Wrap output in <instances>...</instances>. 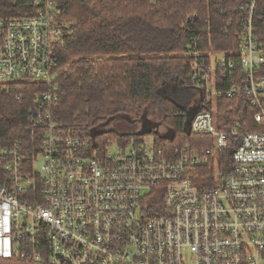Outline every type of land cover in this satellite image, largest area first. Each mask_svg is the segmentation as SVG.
I'll return each mask as SVG.
<instances>
[{
  "label": "built area",
  "instance_id": "built-area-1",
  "mask_svg": "<svg viewBox=\"0 0 264 264\" xmlns=\"http://www.w3.org/2000/svg\"><path fill=\"white\" fill-rule=\"evenodd\" d=\"M254 4L245 7L237 61L200 53L194 42L191 55L209 59L192 65L199 96L213 107L240 98L253 111L251 127L237 119L226 131L217 109L198 111L189 131L212 144L200 149L167 150L152 138L102 146L85 127L61 123L53 112L67 67L56 53L59 8L34 0L32 17L0 19V84L44 88L27 116L32 149L0 148V259L264 264V45L252 31Z\"/></svg>",
  "mask_w": 264,
  "mask_h": 264
},
{
  "label": "trees",
  "instance_id": "trees-1",
  "mask_svg": "<svg viewBox=\"0 0 264 264\" xmlns=\"http://www.w3.org/2000/svg\"><path fill=\"white\" fill-rule=\"evenodd\" d=\"M52 1L60 10L62 46L57 48V60L60 66H68L57 80L53 105L61 123L85 127V133L102 146L110 140L130 142L151 137L167 150L211 148L209 137L189 131L192 118L204 108L217 109L219 130L230 129L237 119L253 125V111L240 98L221 97L213 107L198 95L190 98L186 112L164 91L170 82L197 89L192 65L195 61L208 64L209 59L191 55L194 42L200 53L214 50L237 61L234 54L241 45L249 0ZM36 12L34 0H0V19L32 17ZM62 20L70 23L66 26ZM252 31L264 45V0H255ZM259 74L264 77V66ZM221 86L226 88V82ZM43 90L30 82L0 84V148L20 145L32 149L27 116ZM156 113L161 116L164 132L147 121ZM121 119L131 125L140 122L145 128L137 134L102 129ZM232 149L226 151L228 158ZM5 162L0 158V182L5 178ZM0 264L35 263L11 258L0 259Z\"/></svg>",
  "mask_w": 264,
  "mask_h": 264
},
{
  "label": "rangeland",
  "instance_id": "rangeland-1",
  "mask_svg": "<svg viewBox=\"0 0 264 264\" xmlns=\"http://www.w3.org/2000/svg\"><path fill=\"white\" fill-rule=\"evenodd\" d=\"M63 24H66V26L70 23H67L63 21ZM211 52L212 55L216 56H222V52H215L214 50L209 51ZM68 68V66L66 67ZM168 91H166L167 96L172 99H176L181 108L185 109L186 112H188V107L190 106V98L198 97V92L195 88H180L178 85L175 83L170 82L168 85ZM147 121L150 123H155L158 125L157 130L159 132H164L165 127L161 123V116L156 113V114H151L149 117H147ZM144 124L137 122L135 125H131L128 123V120L126 119H121L117 122L111 121L105 128L103 127L102 129L105 130H118L121 133H127V134H137L140 133L144 130ZM145 140L151 141V137H146ZM37 167V165H36Z\"/></svg>",
  "mask_w": 264,
  "mask_h": 264
},
{
  "label": "crops",
  "instance_id": "crops-1",
  "mask_svg": "<svg viewBox=\"0 0 264 264\" xmlns=\"http://www.w3.org/2000/svg\"><path fill=\"white\" fill-rule=\"evenodd\" d=\"M165 89H166V88H165ZM164 91H165V90H164ZM166 91H168V88L166 89ZM166 91H165V93H166ZM174 100H175L176 103H178L176 99H174ZM178 104H179V103H178Z\"/></svg>",
  "mask_w": 264,
  "mask_h": 264
}]
</instances>
